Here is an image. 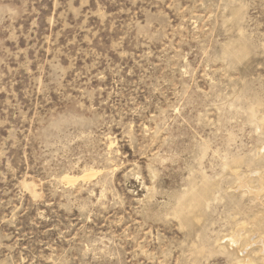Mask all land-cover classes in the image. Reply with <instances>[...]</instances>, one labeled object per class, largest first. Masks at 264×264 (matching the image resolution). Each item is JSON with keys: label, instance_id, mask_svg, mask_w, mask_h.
I'll list each match as a JSON object with an SVG mask.
<instances>
[{"label": "rangeland", "instance_id": "374dc122", "mask_svg": "<svg viewBox=\"0 0 264 264\" xmlns=\"http://www.w3.org/2000/svg\"><path fill=\"white\" fill-rule=\"evenodd\" d=\"M263 124L264 0H0V264H264Z\"/></svg>", "mask_w": 264, "mask_h": 264}, {"label": "bare ground", "instance_id": "6f19581e", "mask_svg": "<svg viewBox=\"0 0 264 264\" xmlns=\"http://www.w3.org/2000/svg\"><path fill=\"white\" fill-rule=\"evenodd\" d=\"M263 119V118H262ZM261 120V119H260ZM264 125V124H263ZM90 171V170H89ZM85 174H86V172H85ZM84 174V175H85ZM87 175V174H86ZM89 175H91L90 173H89ZM76 178L75 177H65V181H74ZM63 180V179H62ZM199 194V193H198ZM242 233H243V231L242 230H240V229H235L234 230V238H229L228 239V242H229V244L231 245V246H233V245H237V246H239L240 244H241V242H242V240H243V237L241 236L242 235ZM240 243V244H239ZM244 246V248H241V247H243ZM240 248H241V250L240 249H238V251H240L241 253H245V252H247V247L248 246H245V245H242ZM244 250V251H243ZM241 255H237L236 256V261H237V264H255L254 262H252L250 259H248V261L246 262V263H244L243 261H242V259H240V258H238V257H240ZM243 257V256H242ZM250 260V261H249Z\"/></svg>", "mask_w": 264, "mask_h": 264}]
</instances>
